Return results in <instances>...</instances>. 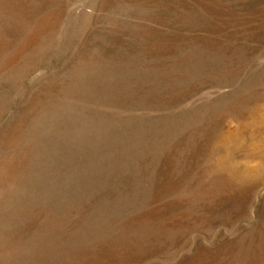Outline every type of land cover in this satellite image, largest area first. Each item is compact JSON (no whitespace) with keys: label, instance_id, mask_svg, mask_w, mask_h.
<instances>
[{"label":"rangeland","instance_id":"1","mask_svg":"<svg viewBox=\"0 0 264 264\" xmlns=\"http://www.w3.org/2000/svg\"><path fill=\"white\" fill-rule=\"evenodd\" d=\"M0 264H264V0H0Z\"/></svg>","mask_w":264,"mask_h":264}]
</instances>
